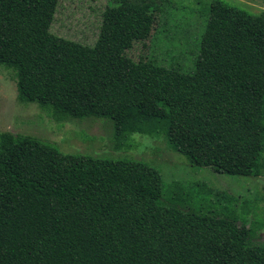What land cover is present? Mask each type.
Segmentation results:
<instances>
[{
	"label": "trees",
	"instance_id": "trees-1",
	"mask_svg": "<svg viewBox=\"0 0 264 264\" xmlns=\"http://www.w3.org/2000/svg\"><path fill=\"white\" fill-rule=\"evenodd\" d=\"M111 3L86 46L48 31L55 0H0V64L18 99L59 118L106 117L114 137L163 131L192 166L260 174L264 20L211 0L185 72L126 57L153 12L145 1ZM165 190L143 162L1 132L0 264H264V245H247L237 222L180 208L177 189Z\"/></svg>",
	"mask_w": 264,
	"mask_h": 264
},
{
	"label": "rangeland",
	"instance_id": "rangeland-1",
	"mask_svg": "<svg viewBox=\"0 0 264 264\" xmlns=\"http://www.w3.org/2000/svg\"><path fill=\"white\" fill-rule=\"evenodd\" d=\"M151 6L154 21L148 36L133 41L123 54L136 61L153 56L163 65L189 71L205 9L211 0H137ZM264 20V0H220ZM111 0H55L48 31L58 37L92 46L101 13ZM47 142L64 154L129 159L156 169L165 187L176 190L183 209L214 212L235 221L247 233V245H264V166L258 175L213 172L190 165L172 150L163 131L151 135L142 127L125 136L112 135L106 117L54 116L47 108L17 97L13 70L0 64V133ZM178 187H174V185ZM175 192V191H174Z\"/></svg>",
	"mask_w": 264,
	"mask_h": 264
}]
</instances>
